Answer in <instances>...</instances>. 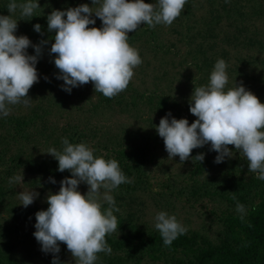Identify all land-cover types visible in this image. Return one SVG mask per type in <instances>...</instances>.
I'll return each mask as SVG.
<instances>
[{"label": "rangeland", "instance_id": "1", "mask_svg": "<svg viewBox=\"0 0 264 264\" xmlns=\"http://www.w3.org/2000/svg\"><path fill=\"white\" fill-rule=\"evenodd\" d=\"M56 1L64 2L66 5L69 3L68 0ZM148 1L156 2V0H145L146 3ZM77 3L88 4L93 10L99 6L92 5V0H79ZM187 10L190 9L184 5L181 14L171 25L149 27L141 24L137 30L129 33L127 42L138 50L142 63L133 69L134 75L129 86L119 93L121 95L119 102L113 101L109 106L99 104V95L91 82L73 88L71 93L62 90L60 85L63 81L56 78L59 70L53 62L55 54L49 55L48 49L44 47L42 58L36 65L39 81L33 84L28 93L32 100L27 106L9 105L8 116L21 115L22 118H29L32 112L41 111L39 108L41 105H49L53 113L45 115L44 118L50 124L55 122L65 126L73 123L79 126V131L84 127L83 130L88 129V133L97 128L95 136L93 137L92 134L86 136L83 143L94 151L97 150L98 155L102 157L107 151L98 148L99 140L103 144L109 142L108 138L114 143L116 140L122 141L121 150L125 152L131 151L130 148L133 146L139 149L148 144L146 157L140 166V175L137 176L134 169H130V174L126 173V177L131 179V183H123L111 191L110 195L114 197L116 208L123 215L132 213L138 227L145 225L154 227L156 213L165 211L169 215H174L187 231L204 232L213 238L221 227L219 217L227 206L217 194L219 188L214 192L217 184L215 181L217 179L220 181V172L229 171V161L245 158L233 145H229L234 156L217 164L214 163L217 153L205 148L199 152L205 154V166L201 172H195L196 149L192 150L190 158L184 162H180L179 157L169 159L163 139L157 134L155 126L168 112L177 119L187 118L190 124L196 119L189 111L190 97L195 87L208 84L213 67L205 68L201 64H196L197 60L193 55H199L196 50L198 44L207 46L210 40L215 42L212 50L215 51L214 58H219L222 50L227 52L224 57L228 75L226 88L243 84L261 103H264V0H227V2L194 0L191 11ZM17 13L12 14L14 19H17ZM36 14L42 13L36 11ZM219 16L221 19L218 22ZM93 18H95L94 14ZM95 19L96 24L89 27H101L100 19ZM214 26L215 38L203 39L196 35L200 32L203 37H208L206 29ZM15 35L20 36L23 33L18 29ZM233 36H238L240 43H230ZM249 38L250 42L247 40ZM212 51L210 55L213 57ZM27 52L33 55L29 48ZM61 95L64 96V103L57 107L53 99H56L55 97L60 99ZM29 130L33 133L34 129L29 127ZM0 138V158L4 159L0 163V176L5 177L6 175L1 174L14 166V171L8 178L10 190L6 191L0 202V227L3 229L0 233L2 237L0 241L5 247H13L10 250L21 264H51L52 254L42 252L40 244L33 236L36 221L32 217L38 209L47 207L45 205L47 196L58 192L59 181L71 174L60 175L54 170L55 175H52L50 169L39 171L36 164L33 166L16 164L18 153L24 161L30 158V155L34 161L53 157L45 153L49 148H56L52 144V137L50 140L47 139L46 143L45 139L33 138V145L36 148L31 150L28 145L24 148L25 153L17 149L16 143L4 134L1 127ZM5 141H9L10 148L4 146ZM238 167L246 169L244 173L246 175L252 173L246 168L247 165L240 164ZM236 172L241 174L239 169ZM22 176L23 181L10 183V178ZM49 177H53L57 183H51ZM204 183H209L205 187L207 192L204 188L196 191L200 195L193 192L191 187L203 186ZM31 190L39 193V196L25 208L20 205L21 201L17 193ZM78 191L86 194L88 186L80 183ZM103 191L101 189V192ZM101 203L102 208L109 207L107 203L103 201ZM127 230L125 227L124 233ZM119 231L113 232L116 240L121 236ZM106 242L112 249L111 254L98 253L95 264H107L108 259H112L109 264H145L146 261L151 264L146 257L140 263L126 260L124 248L116 249L112 241ZM61 251V254H57L61 264H75L67 247L62 248ZM118 257L125 260L120 262L117 260Z\"/></svg>", "mask_w": 264, "mask_h": 264}, {"label": "clouds", "instance_id": "2", "mask_svg": "<svg viewBox=\"0 0 264 264\" xmlns=\"http://www.w3.org/2000/svg\"><path fill=\"white\" fill-rule=\"evenodd\" d=\"M186 2L92 0V5H99L95 10L88 4L53 9L46 16L47 31L54 33L48 53L55 54L53 62L59 70L56 78L63 81L62 90L71 93L73 88L89 82L95 92L107 98L125 90L134 75L133 69L142 63L138 50L127 42L129 33L141 24L171 25ZM39 8V0H9V15H0V118L10 114L9 105L27 106L32 100L29 89L39 81L36 65L50 41L42 39L33 44L28 36L15 35L18 20L12 15L19 11L21 17L33 18ZM93 14L102 22L101 27H89L96 24ZM33 30L42 33V26L36 23ZM29 47L34 49V55L28 54ZM226 69L225 60L218 59L208 84L194 88L189 111L196 119L191 124L187 118L177 119L168 112L155 126L156 132L163 139L169 159L179 157L184 162L193 149L210 145L209 150L217 153L214 163L219 164L234 156L228 147L233 145L246 159L248 171L264 180V103L243 84L226 88ZM62 144V150L49 148L45 153L58 161L57 171L67 170L71 176L59 181L58 192L47 196L46 210L35 213L33 236L42 252L52 254L51 264H61L57 255L61 242L75 264H95L98 253L111 254L105 237L118 230L113 211L119 209L110 193L123 183H131V179L122 172L117 160L95 156L85 143L73 144L65 137ZM194 158L203 161L205 154ZM13 181H23V176L10 178V183ZM49 181L57 183L53 177ZM82 182L88 186L86 194L78 191ZM17 194L25 208L39 196L34 190ZM101 201L109 205L103 211ZM236 211L243 219L244 205L237 203ZM154 227L165 246L187 231L174 215L165 211L156 213Z\"/></svg>", "mask_w": 264, "mask_h": 264}, {"label": "trees", "instance_id": "3", "mask_svg": "<svg viewBox=\"0 0 264 264\" xmlns=\"http://www.w3.org/2000/svg\"><path fill=\"white\" fill-rule=\"evenodd\" d=\"M68 1L69 3L66 5L64 2L59 3L56 0H39L40 8L36 11H41L42 14L38 15L35 13L37 16L33 18L21 17L19 11H17V30H21L23 35L28 36L33 44H37L35 42H40L42 39L49 40L50 43L45 46V48H50L51 43L54 42L52 39L54 33H49L47 31L46 16L53 9L63 10L79 5L77 3L79 0ZM193 2L194 0H188L186 2L185 6L190 9L187 11H191V4L193 5ZM8 3L9 0H0V15L9 14L7 10ZM51 3L53 6H50ZM147 3L155 4L153 1H148ZM220 19V16L217 17L218 22ZM36 23L42 26V33H36L33 30V25ZM214 31L215 26L208 27L206 29L208 37H203V35H200V32L196 35L201 36L203 39H213L216 37ZM231 39L232 41H229L230 43H240L238 36H233ZM247 40L250 42L251 39L249 38ZM210 41L207 43V46L202 43L198 44L196 50L199 55H193V58L197 60L195 61L196 64H201L205 68L214 67L218 59H224L225 55H227V52L222 50L220 57L214 58L215 51L212 50L214 49L215 42ZM29 49L34 55V49L32 47H29ZM210 51L213 52V57L210 55ZM97 93L99 95V104H103L104 106H109L113 101L119 102L121 96L117 94L112 98H107L102 93ZM63 97L64 96L61 95L60 99L57 97L53 99V101L57 103V107H60V105L64 103ZM39 108L41 111L32 112L29 118H22L21 115L0 118V127L4 134L9 137L11 141L15 142L17 149L21 150L23 153H25L24 148L28 145H30L31 150L36 148L33 145V138L35 140L37 138L45 139L46 143L47 139L50 140V137H52V144L56 146L57 150H62V138L66 137L70 143L77 144L83 142L86 136L92 134L94 137L97 133V128H94L91 133H88V129L83 130L84 127L82 131H79V126L73 123H68L65 126L55 122L54 124H50L45 121L44 116L49 113L51 114V112L53 113L52 107L49 105H41ZM93 109L98 110V108ZM29 127L34 129L33 133L29 130ZM110 139L108 138L109 142L107 141V144H103L102 141L99 140L98 148H103L107 151L103 158L106 160H117L120 169L125 175L126 173L130 174V169H134L135 174L138 176L140 173L139 170H141V163L146 157V149L149 145L145 144L139 149L133 146V148H130L131 151L125 152L121 150L123 145L122 141L119 142L116 140V143H114L113 140ZM3 144L5 147H11L9 141H5ZM205 148L210 149V146L205 145L204 147L196 148L194 155H198L199 152L203 151ZM94 155L102 157V155H98L97 150L94 151ZM3 161L4 159L0 158V163ZM8 162L12 163L11 161ZM16 162L17 165L24 164L25 166H33L36 164L39 171H47L50 169V174L52 175H55L54 170L60 175L66 173L67 175L71 174L67 170L64 172L57 171L58 161L54 157H48V160L42 158L40 161H34L30 155V158L24 161L18 153ZM195 162V172H201L205 166L206 158H204L203 161L196 160ZM240 164L246 166V159L239 158L229 161V171H227V173L220 172V181L218 179L215 181L217 184L215 183L214 192L219 188V191H217L219 198L227 203L226 210H224L222 216L219 217L221 227L216 232L215 237L211 238L204 232L188 230L185 234L179 235L170 246H165L155 227H150L148 225L138 227L136 221L133 219L134 215L132 213L129 212L127 215H123L122 212L114 210L113 214L117 217L118 230H120L121 236L119 240H116L113 236L114 234L111 233L106 235V241H112L116 249L124 248L127 255L126 260H135L137 263H140L141 260L146 257L151 264H264V180L255 178L254 173L248 175L244 174L246 169L239 168L238 165ZM238 169L241 174L238 173L239 171L236 172ZM13 171L14 166L4 171V174H1L6 175L5 177L0 176V202L3 200L6 191L10 190L8 178ZM208 185L209 183H204L203 186H193L191 188L193 192H198L203 188L204 191L207 192L205 187ZM197 194L200 195V193ZM237 203L244 205L245 213L243 214V219H241V213L236 211ZM45 205H47V202H45ZM46 208L42 210H46ZM104 209L107 208H102L101 210L103 211ZM38 211L40 210L38 209ZM36 212H34L32 217L34 221ZM125 227H127L128 230L124 233L123 230ZM1 231H3V229L0 227V233ZM0 239H2L1 234ZM64 247H66V245L61 242L60 252L58 254L62 253L63 250L61 251V249ZM10 249H13V247H5L0 241V264H21V261ZM111 260L112 259H108L107 264L111 263ZM117 260L123 262L125 259L118 257ZM145 264L150 263L146 261Z\"/></svg>", "mask_w": 264, "mask_h": 264}]
</instances>
